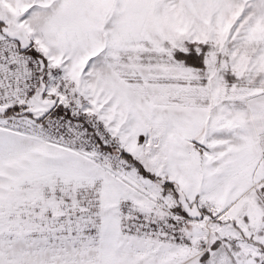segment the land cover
I'll use <instances>...</instances> for the list:
<instances>
[{"label":"snow or ice","instance_id":"1","mask_svg":"<svg viewBox=\"0 0 264 264\" xmlns=\"http://www.w3.org/2000/svg\"><path fill=\"white\" fill-rule=\"evenodd\" d=\"M0 264H264V0H0Z\"/></svg>","mask_w":264,"mask_h":264}]
</instances>
